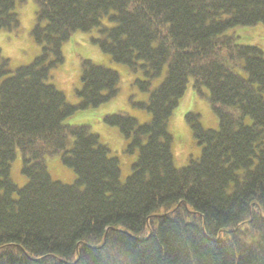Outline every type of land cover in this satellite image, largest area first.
Returning <instances> with one entry per match:
<instances>
[{
    "label": "trees",
    "instance_id": "16d2710c",
    "mask_svg": "<svg viewBox=\"0 0 264 264\" xmlns=\"http://www.w3.org/2000/svg\"><path fill=\"white\" fill-rule=\"evenodd\" d=\"M25 1L0 0V30L19 27ZM33 1L37 55L11 68L0 49V264H264V33H247L264 24V0ZM92 29L149 91L138 104L147 122L101 117L128 139L126 152L137 149L123 181L99 135L66 123L117 94V71L82 59L78 103L47 82L62 46ZM189 83L218 128L187 112L200 153L176 166L167 124ZM17 155L20 187L10 176ZM53 155L72 183L51 178Z\"/></svg>",
    "mask_w": 264,
    "mask_h": 264
},
{
    "label": "rangeland",
    "instance_id": "374dc122",
    "mask_svg": "<svg viewBox=\"0 0 264 264\" xmlns=\"http://www.w3.org/2000/svg\"><path fill=\"white\" fill-rule=\"evenodd\" d=\"M35 10L36 4L33 0H26L21 5L17 3L16 12L20 20L19 27L14 30H0V49L2 54L9 58L11 68L29 63L39 51L38 45L30 35L35 23ZM103 22L106 23L105 20ZM247 33H264V24L258 23L255 26H249ZM97 34L96 29L74 32L71 39L62 46L63 62L52 69L51 77L47 82L61 90L70 103H78L80 98L76 91L81 87L80 62L82 59L93 60L117 71L119 74L117 94L97 107L76 111L66 120V123L86 124L92 132L99 135L100 141L108 146L109 155L115 156L119 160L120 180L123 181L131 173V166L137 157V149L133 152H126L128 139L120 134L118 127L106 124L101 117L121 111L134 117L139 124L147 122L150 119V113L139 107L138 104L146 102L149 91H143L135 84L136 79L143 78L140 72H132L124 64L112 61L108 54L102 52L91 41V38ZM247 43L253 44L248 41ZM162 77L163 74L152 79L149 90L155 88ZM204 92H207L206 88H204ZM190 111L199 114V121L203 127L218 128L217 117L208 100L205 96L198 95L189 83L167 124V130L172 138L171 148L176 166L187 164L190 158H196L200 153V146L185 120V114ZM45 161L52 179L66 184L75 180L76 175L73 169L62 164L58 155L47 156ZM10 176L18 187L26 182V177L21 173L20 155H17L12 162Z\"/></svg>",
    "mask_w": 264,
    "mask_h": 264
}]
</instances>
